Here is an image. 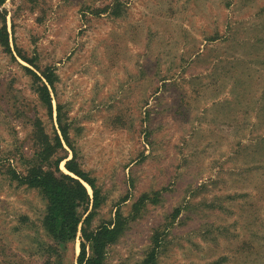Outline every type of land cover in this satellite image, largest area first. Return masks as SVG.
<instances>
[{
    "label": "rangeland",
    "instance_id": "rangeland-1",
    "mask_svg": "<svg viewBox=\"0 0 264 264\" xmlns=\"http://www.w3.org/2000/svg\"><path fill=\"white\" fill-rule=\"evenodd\" d=\"M0 31V264H77L22 179L67 159L90 228L125 219L104 264H264V0H3Z\"/></svg>",
    "mask_w": 264,
    "mask_h": 264
},
{
    "label": "trees",
    "instance_id": "trees-1",
    "mask_svg": "<svg viewBox=\"0 0 264 264\" xmlns=\"http://www.w3.org/2000/svg\"><path fill=\"white\" fill-rule=\"evenodd\" d=\"M2 1L0 0V3ZM2 36L0 34V42L1 45H5L7 41L3 42ZM44 76L47 83L52 85L53 78L46 74ZM37 93L39 98L51 108L47 86L42 85L37 88ZM60 129L62 137L68 141L67 130L62 126ZM57 142L59 144L58 140ZM62 159L58 160L57 166ZM75 166L72 159H67L64 162V167L77 177L62 172L58 167H56L58 175H55L50 170L36 166L30 167L22 179L27 185L40 189L47 200V211L43 217L42 225L50 237L59 242L74 239L78 225L81 223L77 264H104L106 247L116 240L123 229L125 219L116 213L114 221L102 223L96 228H90L91 211L84 218H81L78 210L83 208L86 212L89 205H92L93 208L98 206L99 190L94 181ZM80 179L89 185L92 194H89ZM152 257L153 253L149 254L142 264H149Z\"/></svg>",
    "mask_w": 264,
    "mask_h": 264
}]
</instances>
